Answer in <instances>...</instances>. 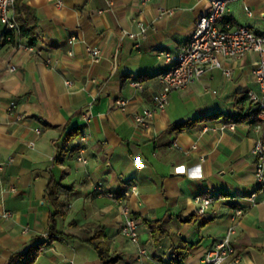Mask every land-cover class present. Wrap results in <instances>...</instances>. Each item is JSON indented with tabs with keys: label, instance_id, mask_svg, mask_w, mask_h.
I'll list each match as a JSON object with an SVG mask.
<instances>
[{
	"label": "crops",
	"instance_id": "0c3cea01",
	"mask_svg": "<svg viewBox=\"0 0 264 264\" xmlns=\"http://www.w3.org/2000/svg\"><path fill=\"white\" fill-rule=\"evenodd\" d=\"M227 1L233 24L264 33V0ZM19 2L34 8L37 31L32 41L6 31L0 21V264L49 237L57 210L48 194L53 181L64 186L56 227L75 237L53 240L33 264H104L86 241V229L97 227L119 256L115 264H206L238 206L245 213L232 243L236 254L224 264H264V189H257L253 152L264 138V119L236 120L255 107L247 95L259 88L258 53L224 58L231 75L214 68L173 92L168 107L145 128L134 114L153 106L162 88L169 65L162 52L181 51L209 3ZM141 22L149 25L145 34ZM90 46L101 49L100 61L91 59ZM117 98L129 101L127 110ZM227 122L235 129L220 127ZM77 129L88 136L83 146L80 134L65 140ZM256 189L251 204L245 196ZM197 196L213 198L203 213ZM123 206L139 223L137 243L122 233ZM158 223L165 233L156 240ZM176 247L188 252L182 263L173 260Z\"/></svg>",
	"mask_w": 264,
	"mask_h": 264
},
{
	"label": "built area",
	"instance_id": "2783aa9c",
	"mask_svg": "<svg viewBox=\"0 0 264 264\" xmlns=\"http://www.w3.org/2000/svg\"><path fill=\"white\" fill-rule=\"evenodd\" d=\"M17 1L0 0V21L6 31H19V24L15 19ZM206 1L209 3L210 9L199 17L194 31L181 51L178 53L162 52L169 60L168 67L161 74L162 88L153 95V106L146 107L134 114L139 126L145 128L151 126L154 116L168 107L172 91L188 87L196 79L208 74L214 68H222L226 75H231V69L224 67L223 59H241L251 51L257 52L259 55L254 69L259 88L258 90L248 91V97L260 109L259 117L264 119V33H256L246 24H233L226 17L227 0ZM57 3L61 5L60 1H57ZM165 12L167 11H162L163 14ZM140 24L141 33L145 34L149 29V25L143 22ZM72 39H75V37H72ZM27 49L33 50L34 47L33 45H27ZM88 52L94 62L100 61L101 57H103L101 49L97 46L88 47ZM12 69H16L14 64ZM116 104L122 110H127L130 103L127 99L117 98ZM84 117L90 120L91 114L84 112ZM220 127L222 129H235V123H223ZM37 131L39 132L40 128H37ZM78 139L80 146L88 142V136L85 133L80 134ZM253 147L255 154L254 177L258 183L257 189H264V138L257 139ZM193 148H197V145L194 144ZM95 189L102 191V186L97 185ZM257 189L245 196L251 204H255L257 201ZM108 194L112 199L118 201L115 193ZM196 201L201 204L200 212L203 213L212 203L213 198L210 196H197ZM122 211L126 216V221L122 226V233L131 241L137 243L140 234L139 223L131 216L130 207L123 206ZM244 213V207L238 206L235 208L232 215V224L207 252L206 264H224L227 258L229 259L236 254V249L232 243L237 231L238 221ZM5 215L7 216L8 213ZM141 253H144L143 249H141Z\"/></svg>",
	"mask_w": 264,
	"mask_h": 264
},
{
	"label": "trees",
	"instance_id": "16d2710c",
	"mask_svg": "<svg viewBox=\"0 0 264 264\" xmlns=\"http://www.w3.org/2000/svg\"><path fill=\"white\" fill-rule=\"evenodd\" d=\"M18 0L15 5V19L19 24V32L21 37L31 38L34 41V37L37 31V15L34 8L26 3H21ZM248 98V95H247ZM254 104V103H253ZM255 105V104H254ZM260 109L258 107H253L252 111L242 112L237 116V121L247 120L250 117H259ZM186 123L178 125L180 129L184 128ZM80 134V130L69 131L66 134L65 140L71 141L74 137ZM64 187L63 185L53 181L48 186L49 200L51 203L56 206V212L52 215L51 226L49 231V237L43 239L44 237L39 238L38 240L32 242L26 250L15 251L12 253L8 264H33L39 255V253L45 249L53 240L56 239H68L75 237L73 234L60 231L56 227V216L60 212L59 209V189ZM86 232L89 235V238L86 240L96 249L100 258L104 264H115L118 262L119 256L110 252L109 245L102 240L104 232L100 227H97L92 233L90 229H86ZM165 233V229L161 223H158V230L154 227V234L156 240H158ZM175 254L173 260H176L178 263H182L185 260L188 252L183 250L181 247L175 248Z\"/></svg>",
	"mask_w": 264,
	"mask_h": 264
},
{
	"label": "rangeland",
	"instance_id": "374dc122",
	"mask_svg": "<svg viewBox=\"0 0 264 264\" xmlns=\"http://www.w3.org/2000/svg\"><path fill=\"white\" fill-rule=\"evenodd\" d=\"M178 90H181V89H178ZM175 91H177V90L172 91L171 94H172L173 92H175ZM170 101H171V95H170Z\"/></svg>",
	"mask_w": 264,
	"mask_h": 264
}]
</instances>
